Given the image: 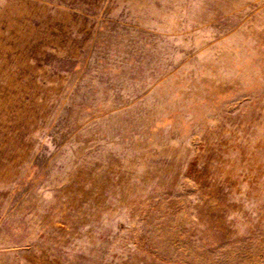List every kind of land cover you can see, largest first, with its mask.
Masks as SVG:
<instances>
[{
    "label": "rangeland",
    "instance_id": "rangeland-1",
    "mask_svg": "<svg viewBox=\"0 0 264 264\" xmlns=\"http://www.w3.org/2000/svg\"><path fill=\"white\" fill-rule=\"evenodd\" d=\"M0 264H264V0H0Z\"/></svg>",
    "mask_w": 264,
    "mask_h": 264
}]
</instances>
